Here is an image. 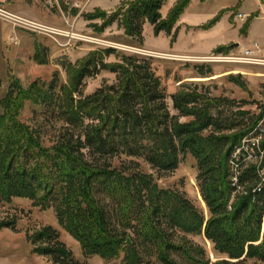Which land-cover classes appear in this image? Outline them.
<instances>
[{"label":"trees","instance_id":"obj_1","mask_svg":"<svg viewBox=\"0 0 264 264\" xmlns=\"http://www.w3.org/2000/svg\"><path fill=\"white\" fill-rule=\"evenodd\" d=\"M164 2L132 3L126 12L128 34L141 38L145 21L156 34H169L191 0H179L167 20L161 19ZM229 48L217 50L228 54ZM115 53L106 48L88 56L74 70L71 88L57 71L50 81H36L28 89L13 83L15 110L0 114V203L27 198L53 208L86 258H122V264H264V181L257 163L241 162L234 185L230 162L262 116L236 128L223 112H214L222 100L183 84L170 96L178 112L172 114L152 60L138 55L105 60ZM102 71L116 81L85 95V80ZM210 73L201 69L203 77ZM25 101L43 120L62 124L52 146L45 145L40 128L29 130L13 117ZM188 157L196 162L208 216L185 191L158 183ZM194 236H204L224 257L213 261ZM34 242L53 264H82L52 226L38 232Z\"/></svg>","mask_w":264,"mask_h":264},{"label":"rangeland","instance_id":"obj_2","mask_svg":"<svg viewBox=\"0 0 264 264\" xmlns=\"http://www.w3.org/2000/svg\"><path fill=\"white\" fill-rule=\"evenodd\" d=\"M136 1L58 0L50 4V0H0L1 9L53 31H35L0 16V114L15 110L10 104L14 82H17L18 88L28 89L36 81H50L57 71L61 81L71 88L74 70L88 56L100 54L106 48H114L116 53L105 58L109 63L119 62L123 55H138L152 60L167 89L172 114L178 112L170 96L183 84L197 87L210 97L222 100L217 103L214 112H223L224 118L236 128L249 126L260 116L263 117V64L183 61L176 58L183 54L179 51L192 53V56L226 55L219 52L218 48L206 55L197 54L208 53L213 45L222 47L230 39L239 37L244 38L240 40L243 45L240 42L238 45L228 44V55H240L243 48L256 42L264 58V15L262 12L259 14L258 0H206L204 3L196 0L199 7L207 8L201 13H185L182 22H186V25L179 28V18L169 34L165 31L156 34L155 27L145 21L141 38L130 36L126 27V12ZM178 1L165 0L161 9L162 20L169 19ZM261 2L264 3V0ZM192 8H196L195 5ZM215 11L218 15L210 19ZM240 11L251 15L238 19ZM201 69H210L211 73L203 77ZM115 81L114 74L102 71L85 80L83 92L85 95L92 94L101 86ZM35 108L31 101H25L13 117L29 130L40 128L45 145L50 147L57 141L63 129L62 124L43 120L41 114L34 112ZM262 125L264 128V122ZM261 165L260 168H263L264 158ZM144 169L152 171L146 165ZM196 174V162L188 157L175 173L158 179V183L164 188L185 191L208 216ZM8 222L11 225L7 226ZM46 226H52L60 232L61 240L82 264H122V258L111 261L100 256L86 258L79 241L59 220L55 210L35 206L27 198H14L11 203H0V264H53L48 257L38 252V245L34 242L36 234ZM192 238L205 247L213 261L224 257L214 251L213 244L204 236ZM150 264L157 263L151 261Z\"/></svg>","mask_w":264,"mask_h":264},{"label":"built area","instance_id":"obj_3","mask_svg":"<svg viewBox=\"0 0 264 264\" xmlns=\"http://www.w3.org/2000/svg\"><path fill=\"white\" fill-rule=\"evenodd\" d=\"M58 0H50V4L56 3ZM0 16L4 19L16 24L23 25L32 28L35 31L53 33V31L36 22L22 19L14 14H11L0 8ZM246 16L242 13L238 14V18L244 19ZM261 49L258 44H254L253 47L243 50L240 55H208V56H176L183 61H200V62H232V63H245V64H263L264 58L260 55ZM263 117L261 119L262 124L264 122V105L261 107ZM260 123V122H259ZM262 124H258L257 129L245 137L240 145H237L231 155V164L234 167V173L232 176L233 184L238 185L239 182V165L243 163H257L259 168V173L262 182L264 181V167L260 168L262 160L264 158V148L261 146V141L264 135V128ZM262 166V165H261ZM240 188V186H239Z\"/></svg>","mask_w":264,"mask_h":264},{"label":"crops","instance_id":"obj_4","mask_svg":"<svg viewBox=\"0 0 264 264\" xmlns=\"http://www.w3.org/2000/svg\"><path fill=\"white\" fill-rule=\"evenodd\" d=\"M91 2L93 1V0H90ZM203 3L206 1V0H201ZM258 2H259V10H261L260 12H259V14L262 12V14L264 15V3H262L261 2V0H258ZM194 5H195V7L196 8H192V7H194ZM206 8L207 7H205V6H200L199 7V5H198V2H196V0H191V2H190V4H189V6L184 10V12L181 14V16H180V21H179V24H178V27L180 28V27H183V25H186V22H182L183 21V18H184V16H185V13H187V12H189L190 11V13L192 12V13H197V12H203L204 10H206ZM221 13L223 14L224 13V10L223 11H221ZM239 13H242V14H244L246 17H248L249 15H251V13H245V12H242V11H240ZM218 15V13H217V11H215L213 14H211V16L209 17L210 19H212V18H214V17H216ZM245 17V18H246ZM237 18H238V14H237ZM244 18V19H245ZM238 19H240V18H238ZM247 24H249V21H248V23ZM246 24V25H247ZM246 28V27H245ZM247 37V36H246ZM243 40L244 38L243 37H239V38H236V39H230L228 42H226V43H224V45H221V46H227L228 44H230V43H234L235 45L237 44L238 45V42H240V44L241 45H243L242 43V41H240V40ZM237 40H239V41H237ZM246 40H247V38H246ZM254 44H258V43H252L251 44V46H249V47H247V48H243L244 50L245 49H248V48H251V47H253L254 46ZM260 47V46H259ZM217 48H219V46H216V45H213L210 49H209V51H208V53H204V54H197V55H206V54H209V53H212L213 51H215ZM260 49H261V47H260ZM261 51H262V49H261ZM180 53H183V54H180V55H182V56H192V53H187V52H182V51H179ZM261 55V54H260ZM194 56H196V55H194Z\"/></svg>","mask_w":264,"mask_h":264},{"label":"water","instance_id":"obj_5","mask_svg":"<svg viewBox=\"0 0 264 264\" xmlns=\"http://www.w3.org/2000/svg\"><path fill=\"white\" fill-rule=\"evenodd\" d=\"M128 242L131 244V241L130 240Z\"/></svg>","mask_w":264,"mask_h":264}]
</instances>
